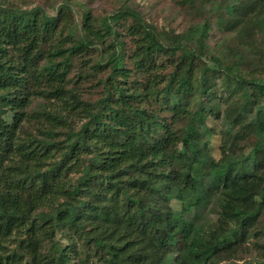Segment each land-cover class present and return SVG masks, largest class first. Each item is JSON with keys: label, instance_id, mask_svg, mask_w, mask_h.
Wrapping results in <instances>:
<instances>
[{"label": "trees", "instance_id": "16d2710c", "mask_svg": "<svg viewBox=\"0 0 264 264\" xmlns=\"http://www.w3.org/2000/svg\"><path fill=\"white\" fill-rule=\"evenodd\" d=\"M215 2L241 45L211 48L210 17L0 2V264H218L264 240V0Z\"/></svg>", "mask_w": 264, "mask_h": 264}, {"label": "rangeland", "instance_id": "374dc122", "mask_svg": "<svg viewBox=\"0 0 264 264\" xmlns=\"http://www.w3.org/2000/svg\"><path fill=\"white\" fill-rule=\"evenodd\" d=\"M2 1L25 9L41 6L47 13L52 15L59 13L60 7L65 2V0H0V2ZM69 4L73 9L71 17L73 16L75 19H80V13L85 9L90 10L96 18L101 19V17L113 12L122 5H126L138 11L145 22L153 24L157 30L183 31L192 23H199L205 17H210L213 24L209 37V46L211 48L220 41H224L231 47L241 45L234 32L224 29L225 20L220 17L222 9L221 7L216 8L215 0H192L190 2L186 0H69ZM128 21L129 24L132 23L131 19ZM122 38H124L126 46L129 47V37L124 35ZM255 38L259 39L257 36ZM255 40L247 39L246 41L255 42ZM95 58L96 51L92 56V60ZM78 63L79 60L73 63L74 67L70 74V77L75 80L76 72L79 70ZM260 68L263 69L261 66ZM260 68H258V73L264 75V71H261ZM80 89L86 96L92 98L98 96L100 92V87L93 78L83 80L80 83ZM208 124L213 131L209 145L210 151L215 158H219L222 152L221 145L224 140L223 123L212 115L208 119ZM249 146L246 140H241L237 147L234 146L232 148L234 155L237 158L244 157ZM262 219H264V216ZM254 241L256 239L251 237L243 251L239 252L235 257L222 258L218 264H264V240L260 239L258 246L254 244Z\"/></svg>", "mask_w": 264, "mask_h": 264}]
</instances>
